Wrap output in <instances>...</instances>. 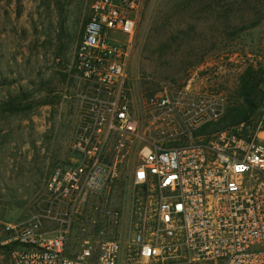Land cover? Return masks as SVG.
<instances>
[{
    "label": "built area",
    "instance_id": "built-area-1",
    "mask_svg": "<svg viewBox=\"0 0 264 264\" xmlns=\"http://www.w3.org/2000/svg\"><path fill=\"white\" fill-rule=\"evenodd\" d=\"M144 5L91 0L74 63L88 83L74 155L49 174L44 213L12 227V264H119L124 241L127 264H264V138L200 132L224 114L222 93L187 83L134 94ZM123 172L120 207L111 188Z\"/></svg>",
    "mask_w": 264,
    "mask_h": 264
},
{
    "label": "rangeland",
    "instance_id": "rangeland-1",
    "mask_svg": "<svg viewBox=\"0 0 264 264\" xmlns=\"http://www.w3.org/2000/svg\"><path fill=\"white\" fill-rule=\"evenodd\" d=\"M90 17L91 0H0V264H12V227L44 213L49 174L74 155L88 86L74 63ZM249 65L264 68V0H145L128 69L134 94L191 83L222 93L227 106ZM9 95L30 107L3 112ZM260 128L255 133L264 138ZM126 175L111 188L120 207ZM128 225L125 218L122 236ZM124 246L119 264L130 259Z\"/></svg>",
    "mask_w": 264,
    "mask_h": 264
},
{
    "label": "trees",
    "instance_id": "trees-1",
    "mask_svg": "<svg viewBox=\"0 0 264 264\" xmlns=\"http://www.w3.org/2000/svg\"><path fill=\"white\" fill-rule=\"evenodd\" d=\"M257 22L255 21L253 25ZM263 84L264 68L247 66L239 77L237 88L232 94L222 117L205 125L200 132L212 133L229 130L237 135L251 138L256 135V128L259 124H261L260 130L264 131ZM19 98L18 95H9L2 103L1 110L12 114L30 107L22 105Z\"/></svg>",
    "mask_w": 264,
    "mask_h": 264
}]
</instances>
